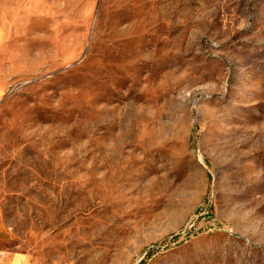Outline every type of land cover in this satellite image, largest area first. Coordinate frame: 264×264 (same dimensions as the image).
I'll return each mask as SVG.
<instances>
[{
	"label": "rangeland",
	"instance_id": "1",
	"mask_svg": "<svg viewBox=\"0 0 264 264\" xmlns=\"http://www.w3.org/2000/svg\"><path fill=\"white\" fill-rule=\"evenodd\" d=\"M0 264H264V0H0Z\"/></svg>",
	"mask_w": 264,
	"mask_h": 264
}]
</instances>
